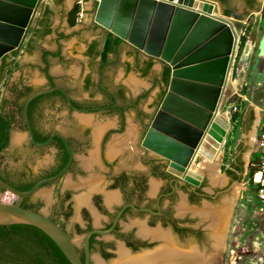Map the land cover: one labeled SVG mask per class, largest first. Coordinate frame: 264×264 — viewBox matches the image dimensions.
I'll return each instance as SVG.
<instances>
[{
  "label": "flooded vegetation",
  "instance_id": "af4514ba",
  "mask_svg": "<svg viewBox=\"0 0 264 264\" xmlns=\"http://www.w3.org/2000/svg\"><path fill=\"white\" fill-rule=\"evenodd\" d=\"M248 4L253 7L256 0H249ZM4 63L9 64L4 61L1 64L2 71ZM1 75L2 73H0ZM107 83L112 89V80ZM160 84L159 99L166 86L163 73ZM23 86L24 84L18 87L22 89ZM13 88L14 86L11 87L12 96L9 98L11 101H14L18 95ZM84 88L92 92V98H76L75 96L80 95L78 88L76 90L64 88L75 107L89 110L95 114L94 116L100 113L117 117L116 125L105 128L98 140H96L93 130L95 118L89 123L81 122L80 118L79 120L74 116V113H77L76 109L69 104L66 95L61 91L65 99L61 96L46 98L40 101L33 111L34 123L31 125L35 139L37 136L40 138L46 136L45 140L38 141L42 143L52 137L51 142L46 146H38L28 135L24 143L15 150L16 152L25 150L28 157L39 156L40 158L45 152H50L49 160L41 161V166L35 170L30 167L14 165L6 160L3 154L2 168L7 169L11 179L29 182L34 179L41 180L61 172L71 157L65 142L55 133H62L68 139L74 159L64 176L56 182L45 185L51 189V198L53 199L49 212L45 213L42 210L45 200L41 194L29 197L30 206L44 212L67 231L74 239L84 262L87 234L90 233L88 240L91 255L90 264H97L96 257L106 263L111 262L118 256L119 244H122L131 254L154 251L164 244L162 239L142 235L139 232V223H144L149 228L168 230L177 247L186 250L197 248L207 257H212L215 254L218 244L221 246L225 243L226 247L229 229L226 226V219L223 231H221L222 238L216 239L211 226L213 214L202 215L201 212L224 205L226 201L219 204L221 198L231 190L234 182L240 181L244 175L249 173L251 162L246 166L245 142L243 140L237 142L229 163L224 162L225 156H218L214 161L215 171L219 167L218 181L213 182L208 167L201 168L203 177L199 184L186 181L167 170L168 162L165 158L141 145V139L147 130L152 114L140 106L141 100L147 97V90L143 89L137 96H134L133 92L130 91L127 94L122 87H113L112 90H108L103 87L101 82L89 84L87 81H85ZM98 92L103 96L101 99L95 98V94ZM54 101H58L60 106H66L71 117L62 121V127L56 125L58 121L56 113H47V109L55 106ZM131 108L135 109V120L138 123L135 148L132 145L129 146L133 141H127L131 150L111 153L109 142L115 134L125 131L127 112ZM254 114V109H244L241 124L243 130L249 131V126H252L256 119V115L253 118ZM15 125H20L21 129L28 131V127H25L24 121L20 117L13 127ZM256 133L257 129L255 135ZM61 141L65 144L66 149L61 146ZM112 145L118 147L116 143ZM94 147H98L97 161L91 167H87L85 160L91 156ZM209 162L207 161V163ZM91 179H94L97 184L99 183L94 190H91L89 186ZM152 180L156 183L155 188L152 185ZM110 192H116L118 198L108 201L106 196ZM83 193L89 194L88 203L78 202L77 197ZM25 198L20 199V204L24 202ZM34 204H39V206H33ZM182 204L186 206V210L183 212L180 211ZM230 211H227L228 219L231 217ZM227 225L229 226V224ZM223 232L225 235L222 234Z\"/></svg>",
  "mask_w": 264,
  "mask_h": 264
},
{
  "label": "water",
  "instance_id": "95a60500",
  "mask_svg": "<svg viewBox=\"0 0 264 264\" xmlns=\"http://www.w3.org/2000/svg\"><path fill=\"white\" fill-rule=\"evenodd\" d=\"M55 0H0V73L2 61L11 52L17 54L25 45L39 9ZM94 20L145 55L153 56L170 68L165 91L153 110L141 145L165 158L170 173L199 184L202 169L193 165L214 162L231 130V113L223 109L227 99L243 90L255 48L262 58L264 34L259 38L262 11H255L247 40L239 56L246 10L238 18L216 13L215 0H97ZM237 63V72L235 66ZM239 80L234 88V81ZM232 88L231 91H228ZM55 90L62 91L74 106L66 90L60 86L37 90L24 102L28 131L38 146L48 145L35 139L29 118L30 103L37 97ZM254 102H257L256 100ZM77 114L93 115L89 110L75 107ZM256 128H254V131ZM253 131V132H254ZM65 142L71 157L61 172L39 180L29 190H19L0 177L5 192L17 200H2L0 192V225L30 224L48 234L72 264H90L87 234L85 262L74 239L56 221L42 211L24 207L20 199L44 194L46 202L51 189L45 186L66 174L74 159L68 139ZM253 141V140H252ZM238 182V181H236ZM48 192L46 195L45 193Z\"/></svg>",
  "mask_w": 264,
  "mask_h": 264
},
{
  "label": "crops",
  "instance_id": "0c3cea01",
  "mask_svg": "<svg viewBox=\"0 0 264 264\" xmlns=\"http://www.w3.org/2000/svg\"><path fill=\"white\" fill-rule=\"evenodd\" d=\"M97 4V0H55L51 4L52 10L46 2L37 12L23 48L17 54L11 52L5 58L9 63L6 68L12 73L10 77L8 73L5 74V77H9V87L24 84L34 88H49L50 82L44 68H48L56 85L68 90L78 88L80 95L75 96L76 98H92V92L84 88L85 81L89 84L101 82L103 87L109 90L111 87L107 82L112 80V89L122 87L127 94L131 91L134 96L143 89L149 91L151 87L156 86L157 90L151 97L155 105L152 108L150 105L144 107L146 111L151 109L148 112H153L159 101L158 92L165 64L156 57L145 55L125 40L114 37L112 32L95 22ZM78 10V13H74ZM48 29L50 31L46 33ZM148 62H153V65L150 73H145ZM150 74L155 76V79L148 77ZM263 95L264 90L242 95L246 99L251 96L245 109L260 111ZM102 97L99 92L95 94V98ZM231 97L224 104L227 110L235 104ZM255 100L257 102H254ZM242 112L235 123L231 122V128L237 123L242 124ZM94 115H91L92 120L96 117ZM110 125H116V120L104 126L107 128ZM229 136L219 152V157L226 149ZM251 139L252 136L248 132L246 135L242 132L238 141L243 140L246 143Z\"/></svg>",
  "mask_w": 264,
  "mask_h": 264
},
{
  "label": "rangeland",
  "instance_id": "374dc122",
  "mask_svg": "<svg viewBox=\"0 0 264 264\" xmlns=\"http://www.w3.org/2000/svg\"><path fill=\"white\" fill-rule=\"evenodd\" d=\"M215 4H216V11L219 14H225V11L230 10V12L232 13L231 16L236 18H238L239 15L240 16L243 15L244 12L248 10L250 14L246 18V29L249 26L251 28V25L254 21L255 11H262L263 16H262V22H261L259 38H258L260 40V38L264 34V0H256V4L253 7L250 6L248 4V1L246 0H230L225 4H222L218 0H215ZM258 52L259 49L257 46L255 48V52L253 54V58L247 72L246 81L243 90L241 92L235 93L231 97V99L235 100V105L238 107V111L231 119L232 120L231 122L235 123L236 119L239 118L240 113L246 108V106L249 104L251 100V96L248 97V99H246L242 95H251L254 92L259 93V91L262 92L264 90V58L260 57L258 55ZM240 54L241 53L239 52V56ZM236 72H237V63L235 66L234 75H236ZM8 75L10 77L12 73L9 72ZM9 77L4 76L2 82L0 83L1 96L8 99L12 96L11 88L9 87L8 84ZM148 77H153L152 79H155V76H152L151 74ZM38 89L41 88H37V87L35 88L36 91ZM156 90H157L156 86H153L149 89L147 97L141 100V104H140L141 107L144 108L150 105L151 106L150 108H152L155 105L154 102L151 101V97L152 95H154ZM54 102H55V106L51 109H47V113L48 112L56 113L58 118L56 125L57 127H62L63 125L62 121L64 119L68 120L71 117L68 114L69 112L66 106H60L58 101H54ZM0 104H1V100H0ZM224 110H227V107H225V105H224ZM148 111H151V109ZM255 113H256V119L255 122L252 124V126H249V131L246 130L242 131V127L241 125H239V123L235 124L234 127L231 128L228 134V136L229 135L230 136L226 149H224L222 153V156H225L224 162L226 163L230 162L235 146L238 140L242 136V132H244L245 135L248 132V134L252 136V140H253V136H255L254 128H256L257 126L259 110L255 109ZM74 116L79 119L77 113H74ZM135 118H136L135 109L134 108L129 109L127 112V127L125 129V132H122L120 134H115L113 138L114 140L112 139L113 141L111 140L109 142L110 145L114 143L118 144L117 147L118 149L116 150L115 153H121L122 151L125 150L128 151L131 150L127 145V141H133L131 144H129V146L132 145L135 148L134 145L137 142L135 139L138 129V123L135 120ZM95 120L96 121L94 123V126L97 127L98 125H103V126L107 125V123L111 124L113 123V121L117 120V117L116 116L112 117L110 114L105 115L99 113L95 117ZM64 129L66 128L64 127ZM129 129H134L135 133L128 134ZM25 132H26L25 130L21 129L20 125H15L11 131L10 144L3 154L5 155L6 160H8L10 163H13L14 165H21L22 167H27V168L30 167L32 169L38 170V168L41 166L40 165L41 161L49 160L48 157L50 152H45L43 154V157L41 158L39 156L28 157V153H26L25 150L16 152L15 151L16 148L18 146H21L26 139ZM15 135H20L21 136L20 140L15 141L14 140ZM121 140L123 141L121 142ZM252 140H249L248 142L245 143L244 153L246 158V166H248L249 162L256 159L257 155L259 154V151L253 152L256 146H255V140L254 141ZM120 161L123 160L120 159ZM153 182L155 183V181L152 180V185ZM230 189L231 190L227 191L226 195L223 196L219 202L220 204L227 200L233 201L232 203L233 206L231 208V217L230 219H228V224H229V229L227 234L228 243L225 252L223 253V256L219 258V262H220L219 264H264V217L261 216L257 210V198L255 193V186L251 184V182L249 181V176L247 174L244 175L240 181L234 182ZM41 195H43L45 200V203L42 206V210L45 213H48L53 199L50 198L49 202L47 203L44 194L41 193ZM15 200H17V197L15 198Z\"/></svg>",
  "mask_w": 264,
  "mask_h": 264
},
{
  "label": "trees",
  "instance_id": "16d2710c",
  "mask_svg": "<svg viewBox=\"0 0 264 264\" xmlns=\"http://www.w3.org/2000/svg\"><path fill=\"white\" fill-rule=\"evenodd\" d=\"M222 4L229 2L230 0H218ZM249 2V0H246ZM78 11L74 13H78ZM226 15H231L230 10L225 11ZM50 30H46L48 33ZM250 31V26L247 27L245 34L241 38L239 52H242L244 44L247 40L248 32ZM7 56V55H6ZM4 57V61L5 58ZM153 65V62H148L144 72L147 73ZM4 68L2 75L0 76V83L2 82L6 73H9L4 63ZM8 70V71H7ZM44 72L48 77L50 82V87L56 86L54 77L49 73L48 68H44ZM170 76V68L165 65L163 72V79L165 83H168ZM14 91H17L18 95L14 101L1 96L0 90V177L5 181L9 182L11 185L19 190H29L31 189L39 179H34L32 181H14L8 175L7 169L2 168V162L4 160V151L9 146L11 139V131L14 123L17 121L18 117L24 121L25 127V115H24V102L25 100L36 92L35 88L31 85H24L22 89L16 85L14 86ZM53 96H61L65 99L63 93L60 90H55L50 94H44L35 98L29 106V118L31 124L34 123L33 111L35 106L42 100L46 98H51ZM23 100V101H22ZM255 118V114L253 115ZM47 137L42 136L36 137L37 141L45 140ZM61 146L66 149L65 144L61 141ZM66 162V161H65ZM254 160L251 161L249 166V178L252 176L254 171V166L252 165ZM229 172L232 173L231 170ZM0 192H5V188L0 186ZM30 196L26 197L24 202L21 203L22 206L32 208L30 206ZM33 206L38 207L39 204H34ZM33 209V208H32ZM0 264H72L70 260L66 257L61 248L57 243L43 230L40 228L30 225V224H10V225H0Z\"/></svg>",
  "mask_w": 264,
  "mask_h": 264
},
{
  "label": "bare ground",
  "instance_id": "6f19581e",
  "mask_svg": "<svg viewBox=\"0 0 264 264\" xmlns=\"http://www.w3.org/2000/svg\"><path fill=\"white\" fill-rule=\"evenodd\" d=\"M216 13H218V12L216 11ZM262 52H263L262 55L264 56V49ZM238 84H240V81L235 80L234 81V88ZM231 90H232V88L228 89V91H231ZM77 115L79 116V118L83 122L89 123L92 120L91 115H85V114H77ZM104 130H105V126H103V125H98L94 129V136H95L96 140H98V138L101 136V134ZM128 134H134V129H129ZM20 138H21L20 135H15L14 140L18 141V140H20ZM117 149L118 148L116 146L111 145L109 150L111 153H114V152H116ZM97 158H98V147H94V149L91 151V156L85 160V165L87 167H91L92 164L95 161H97ZM214 163L215 162L207 163V161L204 163V165L203 164L198 165L197 163H195L193 165V168L197 169V168L208 167V170L211 172L213 182H216L219 180V176L217 175V174H219V172H218L219 167H217V171H215V169H214L215 164ZM98 184L95 182L94 179L89 180V186H90L91 190L96 189ZM153 185L155 188L156 183L153 182ZM47 194H48V192H46V195ZM106 197H107L108 201H113V200H116L118 198V194L116 192H110ZM77 198H78L79 203H88L89 202V194L88 193H83V194L79 195ZM232 203H233V201L230 203V201L227 200L224 205H222L218 208L207 209L206 212H201L202 215L213 214L211 216L212 217L211 226L213 229V236L216 239L222 238L221 237V231H223L222 229H223L224 224H225V219H226V226L229 227L227 225L228 224V221H227L228 218L226 217V215H227V211L231 210V208L233 206ZM185 210H186V206L182 204V206L180 207V211L183 212ZM139 225H140L139 232L142 235L152 236L153 238H156V239L158 238L159 240L162 239L164 241V244L161 245L159 248L157 247L158 249H155L154 251L143 252L140 254H131L122 244H119L118 249H117L118 256L116 258H114L111 262L106 263L102 259L96 257L95 258L96 263L97 264H219L220 263L219 258L222 257L224 250L226 249L225 243L221 244V246L218 244L217 245L218 249L215 252V254L212 257H207V255L204 252L199 251L197 248L191 249V250H186V249H182V248L177 247L175 245V243L173 242V238H172L171 233L168 230H163L161 228H149L144 223H139ZM222 234L225 235L224 232Z\"/></svg>",
  "mask_w": 264,
  "mask_h": 264
},
{
  "label": "built area",
  "instance_id": "2783aa9c",
  "mask_svg": "<svg viewBox=\"0 0 264 264\" xmlns=\"http://www.w3.org/2000/svg\"><path fill=\"white\" fill-rule=\"evenodd\" d=\"M245 31L243 32V35ZM231 119L238 111V107L234 104L230 108ZM257 133L255 135V151H259L256 159H254L253 166L254 171L252 176L249 178V181L252 185L255 186V193L257 198V210L261 216L264 217V95L262 105L260 107L258 121H257ZM17 196L11 192H5L2 196V200L6 202L16 201L15 198Z\"/></svg>",
  "mask_w": 264,
  "mask_h": 264
}]
</instances>
